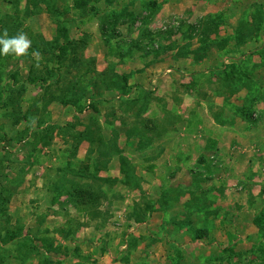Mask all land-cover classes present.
Returning <instances> with one entry per match:
<instances>
[{
    "label": "rangeland",
    "instance_id": "1",
    "mask_svg": "<svg viewBox=\"0 0 264 264\" xmlns=\"http://www.w3.org/2000/svg\"><path fill=\"white\" fill-rule=\"evenodd\" d=\"M104 1L0 0V31L31 40L0 57V232L22 223L63 254L77 246L70 264H264V0ZM63 23L73 43L58 59ZM88 128L99 135L76 148ZM207 136L221 156L180 160L177 142ZM77 174L104 193L88 216L51 201Z\"/></svg>",
    "mask_w": 264,
    "mask_h": 264
},
{
    "label": "trees",
    "instance_id": "2",
    "mask_svg": "<svg viewBox=\"0 0 264 264\" xmlns=\"http://www.w3.org/2000/svg\"><path fill=\"white\" fill-rule=\"evenodd\" d=\"M79 1H83V0H79ZM108 3L111 0H105ZM104 1V2H105ZM77 3V1H76ZM107 3V5H108ZM263 7V6H262ZM262 12H260V14H262ZM261 20L259 21V27H261V30L264 28V15H260ZM64 25V26H63ZM63 25H57V36L60 35L62 36V38H58V39H62V42H57L55 44V47H53V53L55 54V51H58L57 54V58L60 59L61 55L65 52V49L67 47V45H72L73 41L70 38V29L66 27L65 23H63ZM67 28V29H66ZM60 63V62H59ZM59 68L56 72V76L58 78H60L62 76L63 73L60 72L61 68L64 69V67H66L63 64H58ZM59 72V74H58ZM198 75L197 73H192V76H196ZM30 80V79H29ZM30 81H33L32 79ZM126 80H125V84H126ZM108 84H110V86L115 85L116 86V82L111 78L110 81L106 84V87L111 88ZM122 85L121 89L125 95L126 93V89L129 90V88H126V85ZM110 90V89H109ZM89 98V100L93 99V94H91L90 96H87ZM62 101V100H61ZM72 103H74V101H72ZM90 107H92L94 112H97V108L94 105V102L89 103ZM2 105L0 102V107H2ZM75 105V104H73ZM83 109L79 108V111L82 112ZM241 111V110H240ZM243 111V110H242ZM243 116L246 115V113H242ZM23 120L26 121L27 118L23 117ZM219 119V117H218ZM155 126V127H154ZM31 126L28 124L27 127L25 128V137H27L29 135V128ZM32 128V127H31ZM87 129V127L85 128ZM92 129V128H91ZM88 128V132H87V136H82V132H79L80 136H76V148L80 145V143L85 139V140H91L92 136L91 134L94 133L93 130H91ZM155 129V132H154ZM152 131L153 133L158 132L157 126L154 124L153 127L149 130ZM159 137V132L156 133ZM94 135H99V134H95ZM22 138V139H24ZM99 143H101L102 145H104V140H102L100 138ZM150 142H148V139L145 140V142H143L142 144V148L144 146H150ZM108 147H111V145H109ZM150 148V147H149ZM105 156H109L110 157V153H105ZM119 159L121 162V175L123 176V183L125 184H131L130 181H132L133 178H131L128 173L125 171L124 169V162L125 158L123 157L122 154H119ZM201 161L204 162L201 158ZM98 168V166H97ZM59 172H61L58 169ZM193 172V171H192ZM75 177L79 178V179H87L89 178L88 176H85L84 174H77V175H73L72 178H74V180H72L71 182H69V184H63V180H61L60 182L62 183L61 187L57 188L54 190V195H52L51 201L53 202V204H56V202H58V200L60 199L61 196H65L67 199H65V204L69 203L72 206L76 207L77 209H79L80 211L85 212V215H91L90 213L93 211H89V210H93V208L95 207L94 205H96L97 203H99L100 199L102 198V196H104V193L102 191V189L99 188H93V189H89V187L86 185H84V182H76ZM58 180L61 179V176L57 177ZM93 178V177H92ZM96 178V176H95ZM97 179V178H96ZM50 189V188H49ZM51 191V190H50ZM11 199V195L8 194L5 197L0 198V216L4 215L5 218L7 219V222L9 221V219L12 217L8 212V208L7 204L9 202V200ZM61 205H63L62 202ZM186 203V202H185ZM6 206V207H5ZM4 208V209H3ZM65 209V208H64ZM93 214H96V212L94 211ZM264 217V215H260L258 214L257 216H255V218L253 219V222L256 224L259 222V220H262V218ZM146 217L144 218V221H146ZM142 222V221H141ZM70 225V224H69ZM66 230V229H65ZM71 230L70 228L67 229L66 231ZM65 231V232H66ZM68 234V233H67ZM193 234V239H191L192 241L198 240L203 238L206 235V232L204 230H195L192 232ZM67 239V238H66ZM69 242H72L73 239L72 237L68 236L67 239ZM39 244H41L42 246L39 247ZM56 244L50 240H48L47 238H41L39 236H35V235H31L29 233L26 232L25 226L20 223L19 226H17L16 230H10V231H5L4 234L0 232V264H24L27 261L33 260L36 261L35 264H66L67 259L69 258L67 264H70L72 261V257L71 255L74 253L77 255L78 252V248L77 246H75L74 248H71V250H68V248L66 250H64V254L61 253L60 248L54 247ZM70 249V248H69ZM5 253V254H4ZM52 254H56V256L60 255V258H53ZM30 264H33L32 262Z\"/></svg>",
    "mask_w": 264,
    "mask_h": 264
},
{
    "label": "crops",
    "instance_id": "3",
    "mask_svg": "<svg viewBox=\"0 0 264 264\" xmlns=\"http://www.w3.org/2000/svg\"><path fill=\"white\" fill-rule=\"evenodd\" d=\"M211 67H214V66H211ZM202 71V69L201 68H195L194 69V72H192V73H200ZM243 94V96L245 95V91L244 92H242L241 93V95ZM255 99V98H254ZM260 102H261V99H255V101H253V104H254V106L255 105H257V106H259L260 105ZM256 106V108L258 109V107ZM255 108V109H256ZM259 111L261 112V113H263V115H264V108H262V111L260 110V108H259ZM226 115V114H225ZM224 115V116H225ZM244 123V122H243ZM242 123V124H243ZM261 123V122H260ZM239 125H241V123H238ZM244 125L245 124H243V127H244ZM261 125H262V123H261ZM260 126V124L258 123V127ZM261 127V126H260ZM254 129H256V128H254ZM258 129V128H257ZM264 136V135H263ZM232 141V142H231ZM231 143H233V141H234V139H231ZM164 142L165 141H163V140H160V141H158V142H156L155 143V145L157 146V148L160 150V148L161 149H164L165 150V145H164ZM239 142V141H238ZM223 143V140H222V138H216V139H211V137H209V136H207V139H202V140H199V141H196V142H194L193 144L190 142V143H184V142H182V140H180L179 142H177V154L180 156V160H187V159H189L190 160V162H192L193 160H191V158L193 157V155H195L194 157H201L202 158V156L204 155V152H205V149L207 148V147H209V148H211V150H212V158L213 159H215L216 157H218V156H216V154L218 153L219 155H220V151L222 152V150H220L221 149V144ZM237 143V142H236ZM251 144H253V143H251ZM154 145V144H153ZM157 151V150H156ZM166 151H163V153H165ZM260 152H263V151H260ZM221 156V155H220ZM240 158H241V156H239ZM254 158V157H253ZM255 159V158H254ZM182 162V161H181ZM247 162L248 161H246V160H244L243 158H241V160L239 159L238 160V164L237 165H240V166H243V167H245L246 165H247ZM240 163V164H239ZM205 164V163H204ZM213 166H215V168H218V167H220L221 165H219L217 162H215L214 164H213ZM212 166V167H213ZM214 171V170H213ZM245 173V170H244V168H243V170H241V171H239V173L238 174H236V175H238L239 176V174L240 173ZM249 172H251V171H249ZM250 175H251V173H250ZM240 177V176H239ZM241 179L242 180H244L245 179V176H242L241 177ZM239 189V188H238Z\"/></svg>",
    "mask_w": 264,
    "mask_h": 264
},
{
    "label": "clouds",
    "instance_id": "4",
    "mask_svg": "<svg viewBox=\"0 0 264 264\" xmlns=\"http://www.w3.org/2000/svg\"><path fill=\"white\" fill-rule=\"evenodd\" d=\"M31 46V40L23 32L9 36L7 29L0 31V57L26 55Z\"/></svg>",
    "mask_w": 264,
    "mask_h": 264
}]
</instances>
